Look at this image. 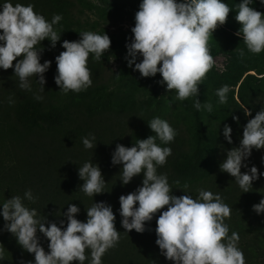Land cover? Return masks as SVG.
<instances>
[{"label":"clouds","instance_id":"9594fccd","mask_svg":"<svg viewBox=\"0 0 264 264\" xmlns=\"http://www.w3.org/2000/svg\"><path fill=\"white\" fill-rule=\"evenodd\" d=\"M259 2L264 5V0ZM252 3L253 0H242L237 5L235 21L240 28L235 35L241 38L250 53L259 54L264 50V13L251 7ZM230 11L221 0H142L134 16L131 42L125 46L127 66L139 72L141 78L159 74L162 79L158 83L166 85V93H176L170 105L177 100L197 97L202 80L214 65L208 40L227 22ZM61 19L62 16L57 14L48 22L34 11L32 4L13 6L6 2L2 5L0 69H13L21 89L30 91L29 78L39 77L36 80L40 90L44 91V73L51 61L41 64L43 49L37 51L36 46L44 40L50 41L52 48L56 46L61 33L58 34L53 25ZM79 36L77 41L64 40L61 44L64 51L55 57L54 83L63 94L79 93L91 87L92 73L87 67L89 54H94V60L100 61L110 50L111 40L104 32L83 31ZM239 54L244 56L245 53L240 50ZM138 57L140 62H137ZM229 91L227 84L217 90L220 104L227 103ZM41 98L36 97L37 100ZM193 107L199 111L202 104L196 99ZM241 107L245 116H251L248 108ZM203 108L212 112L210 103H204ZM233 120L238 117L233 116ZM147 126L155 135L137 139L131 147L117 144L111 154L112 165H122L119 173L122 185L143 173L142 186L119 197L121 227L126 233L135 230L142 234L146 231L145 224L160 213L156 220L155 244L172 264H245L244 254L238 248L239 234L232 232L229 236V227L224 223L230 218L232 209L219 194L214 195L211 191L199 190L198 198L187 194L172 195L167 175L157 174V166L167 162L171 148L160 147L156 141L169 144L176 132L159 117L151 119ZM231 131L225 124L223 136L228 144L232 143ZM94 140V135L83 138L85 149H93ZM253 149H264V107L248 120L239 146L227 151L226 159L219 166L221 172L235 179L243 193L250 192L253 181L264 177L255 166L241 173V168L247 167L244 162ZM78 177L83 181L79 190L86 196L104 192L101 170L91 161L78 168ZM175 183L179 184V181ZM184 187L186 189L188 185ZM24 199L34 202L30 189L24 193ZM165 208L167 210L162 211ZM252 211L257 215L264 213V198L252 206ZM79 212L80 208L70 203L63 214L66 227L63 221L60 226L56 223L45 226V219H37V211L26 207L20 196H12L0 207L4 230L16 238L23 250L34 255V264H84L88 258L86 250H90L91 264H102V256L120 239L112 207L104 202L93 203L86 210V222L75 218ZM37 232L47 239V252L40 246Z\"/></svg>","mask_w":264,"mask_h":264},{"label":"trees","instance_id":"16d2710c","mask_svg":"<svg viewBox=\"0 0 264 264\" xmlns=\"http://www.w3.org/2000/svg\"><path fill=\"white\" fill-rule=\"evenodd\" d=\"M6 2L13 6L17 3L24 6L32 4L34 11L43 15L48 22L57 14L62 19L53 25L54 30L61 33L56 46L52 48L48 40L36 46L37 51L43 49L40 63L51 61L49 69L44 73V91L40 90L37 82L39 77L29 78V91L19 87L20 81L14 75L13 69H0V133L6 136L3 140L9 138L11 141L9 152L0 156L2 187L13 196H20L26 207L35 209L36 218L45 219V226L49 223L60 226L63 221V226L66 227L67 220L63 214L67 212L70 203L80 208L75 218L81 222H86V210L93 203L104 202L110 205L116 217L115 227L120 232V239L114 248L102 256V264H172L161 255L155 244L156 220L160 213L145 224L146 231L142 234L135 230L126 233L121 227L119 197L142 186L143 173L134 177L129 184H121L119 173L122 165H112V153L105 147L109 146L112 124L106 128L107 145L103 141L94 140V148L85 149L82 143L83 138L93 135L86 132V124L94 116H103L111 111L112 98H96V94L104 88V81L100 78L101 60L96 61L94 54H89L87 67L92 73V85L85 91H69L63 94L54 83L55 57L64 51L61 44L64 40H79V34L84 31L82 28L90 23L86 17L80 21L82 11L87 5L83 0H0V10ZM218 33L225 32L218 30ZM15 63L16 61L13 66ZM240 92L238 99L250 110V120L264 107V90L250 92L247 99ZM37 96L42 98L37 100ZM239 111L243 110L234 101L222 105L219 109L220 115L213 118L214 120L209 118L211 123L208 125L212 126L210 134L203 140L199 134L193 136L188 133L187 142L192 148L191 151L182 157L172 153L166 165L157 166V174L167 175L168 183L173 189L171 194L175 196L187 194L198 198L201 189L211 191L214 195L219 194L223 202L232 209L230 218H226L224 223L229 227V236L232 232L239 234L238 248L244 254L245 264H264V213L257 215L252 211V206L264 198V177L253 181L250 192L243 193L235 179L221 172L219 168L226 159L227 151L238 147L242 138L243 127L247 122L239 115ZM233 116L238 117V120L234 121ZM7 121L16 126L17 134L12 132L15 126L11 127ZM225 124L232 129L231 144L223 136ZM150 135L155 134L148 127H138L129 130L125 135L120 134L118 140H121L119 144L131 147L136 144L137 139H146ZM156 143L162 144L158 139ZM160 147L166 146L162 144ZM261 158L259 151L253 149L244 162L247 167H242L241 173L248 172L253 166L258 173H264ZM7 161L9 162L6 164ZM90 161L100 168L105 181L104 192L93 197H88L79 190L83 181L78 177V168ZM185 184L188 185L186 189ZM29 189L35 198L34 202L24 199V193ZM1 221L5 225V221ZM37 237L40 246L47 252V239L39 232ZM6 240L9 251L7 254H0V264H34V255L23 250L9 232ZM86 256L88 258L84 264H91L90 250H86Z\"/></svg>","mask_w":264,"mask_h":264},{"label":"rangeland","instance_id":"374dc122","mask_svg":"<svg viewBox=\"0 0 264 264\" xmlns=\"http://www.w3.org/2000/svg\"><path fill=\"white\" fill-rule=\"evenodd\" d=\"M83 2L87 8L83 9L80 21L86 17L90 23L84 25L82 29L96 34L104 32L111 40L110 50L102 56L99 64L102 74L100 78L104 81V88L96 94V98L105 96L112 98L111 111L103 116H94L93 120L86 124V132L95 135V140L104 143L107 136L106 128L112 124V134L108 138L109 146H105L108 152L115 151L116 145L121 142L118 140L120 134L125 135L129 130L138 127L147 128V123L151 119L159 117L166 120L176 132L174 140L164 145L171 148V155L173 153V155L182 157L192 149L187 142L188 133H192L193 136L199 134L203 140L210 134L212 127L208 125L211 123L210 119L214 120L213 118L218 117L219 109L224 105L219 103L216 95L219 88L227 84L230 87L227 93V103L234 101L240 107L243 104L238 99V92L241 91L240 94L247 99L250 92L264 90V50L259 54L250 53L241 38L235 35L240 28L235 21L237 5L242 0H221L232 11L228 15L227 22L218 27L208 40L214 65L202 80L197 97L192 96L184 101L177 100L171 105L169 102L176 93L175 91L166 93V85L158 83L162 79L159 74L151 78H141L139 72L129 68L125 60L127 54L125 46L131 42L134 16L142 0H83ZM250 6L264 13V5H261L259 0H253ZM218 30H224L225 33H218ZM240 50L244 51V56H240ZM140 59L138 57L137 62H140ZM196 99L202 104L199 111L193 107ZM204 103L212 105L211 113L203 108ZM241 109L243 110L242 107ZM239 115L248 122V116H245L244 111H239ZM7 122L11 127L15 126L12 122ZM16 130L18 129L15 126L12 132L17 134ZM4 137L6 136L1 132L0 156L10 150L11 141L9 138L3 140ZM108 143L106 142L105 145ZM258 151L264 158L263 149ZM169 160L167 158V162ZM2 186L3 183L0 182V205L13 196ZM1 220H3L2 216H0V254H7L9 251V243L7 244L8 240H6L8 231L4 230Z\"/></svg>","mask_w":264,"mask_h":264}]
</instances>
